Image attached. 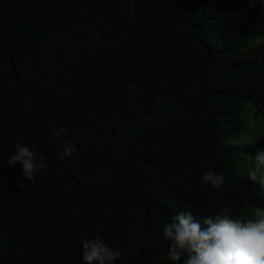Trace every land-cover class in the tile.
<instances>
[{
  "label": "trees",
  "instance_id": "1",
  "mask_svg": "<svg viewBox=\"0 0 264 264\" xmlns=\"http://www.w3.org/2000/svg\"><path fill=\"white\" fill-rule=\"evenodd\" d=\"M247 119L264 127V0H0V264H83L88 239L172 264L178 213L264 218ZM18 141L46 164L32 181Z\"/></svg>",
  "mask_w": 264,
  "mask_h": 264
},
{
  "label": "clouds",
  "instance_id": "2",
  "mask_svg": "<svg viewBox=\"0 0 264 264\" xmlns=\"http://www.w3.org/2000/svg\"><path fill=\"white\" fill-rule=\"evenodd\" d=\"M54 137L66 134L64 127L53 130ZM15 152L8 158L9 166L20 165L27 181L34 180V173L44 170L46 164L38 159L31 145L15 143ZM76 147L65 141L59 159L72 157ZM254 167L248 177L264 190V151L254 157ZM204 184L219 189L224 183L223 175L207 171L201 176ZM26 185L20 183L18 187ZM162 235L169 242L166 259L172 264H264V218H233L230 209L196 220L191 212H180L163 226ZM123 253L118 248L109 247L101 239L82 242L83 264H114Z\"/></svg>",
  "mask_w": 264,
  "mask_h": 264
},
{
  "label": "rangeland",
  "instance_id": "3",
  "mask_svg": "<svg viewBox=\"0 0 264 264\" xmlns=\"http://www.w3.org/2000/svg\"><path fill=\"white\" fill-rule=\"evenodd\" d=\"M247 125L248 126L239 136V138L235 140L239 141L240 143H248L249 145L262 146V144H264V127L262 128L256 122H250L248 119ZM262 198L264 197L262 196ZM258 206L256 207V210Z\"/></svg>",
  "mask_w": 264,
  "mask_h": 264
}]
</instances>
